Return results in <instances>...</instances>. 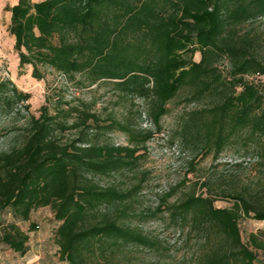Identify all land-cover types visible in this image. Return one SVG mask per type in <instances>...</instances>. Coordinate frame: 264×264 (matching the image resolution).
I'll list each match as a JSON object with an SVG mask.
<instances>
[{
    "label": "trees",
    "instance_id": "1",
    "mask_svg": "<svg viewBox=\"0 0 264 264\" xmlns=\"http://www.w3.org/2000/svg\"><path fill=\"white\" fill-rule=\"evenodd\" d=\"M9 10L21 70L31 66L39 80L43 68L71 79L82 75L87 86L112 80L123 95L146 101L145 112L159 129L168 103L187 89L186 101L206 102L184 115L177 131L183 147L220 155L240 139L253 145L264 166V92L247 79L264 75V61L254 52V38L240 31L244 23L264 18V0H18ZM223 57L230 61L228 75L218 65ZM30 97L11 80L0 82V107L25 104ZM109 118L101 124L97 113L79 110L72 123L81 127L79 135L64 143L56 132L69 126L65 118L59 120L46 105L39 117H30L22 141L0 152V242L24 255L30 235L4 214L28 221L35 210L51 206L59 222L60 258L70 264H89L96 243L154 244L141 228L103 211L141 188L101 186L92 178L136 165L138 146L93 142L90 129L96 125L104 134H135L129 121ZM142 134L144 142L153 136ZM229 194L232 207H218L214 197L196 189L170 205L173 221L205 238L193 264H264V237L251 233L244 240L240 228L242 217L264 220V205L241 192Z\"/></svg>",
    "mask_w": 264,
    "mask_h": 264
},
{
    "label": "rangeland",
    "instance_id": "2",
    "mask_svg": "<svg viewBox=\"0 0 264 264\" xmlns=\"http://www.w3.org/2000/svg\"><path fill=\"white\" fill-rule=\"evenodd\" d=\"M17 1L0 0V82L11 80L31 97L25 104L0 107V152L22 141L28 132L30 117H39L44 105L51 114H57L59 120H67L69 126L56 132L64 143L78 137L81 127H74L72 123L83 109L97 113L101 124L109 123V117L113 116L129 121L135 128L134 135L119 129L104 134L96 127L97 123L90 121L92 127L96 125L90 129L96 133L93 142L138 146L133 169L125 168L111 175H94L92 178L101 186L115 184L122 190L141 184V188L123 204L105 207L103 211H110L120 223L141 228L154 244L111 242V245L101 247L96 243L89 264H193L204 250L205 238L189 225L176 223L170 215V205L193 189L214 197L218 207H232L234 199L229 193L235 192L244 193L250 200L264 205V166L251 143L240 139L233 141L220 155L201 148L183 147L177 131L184 115L206 102L186 101L187 89H182L168 103L169 111L163 116L159 129L145 112L146 101L123 95L112 80L87 86L82 75L71 79L54 69L43 68L44 78L39 80L32 76L31 66L21 70L14 49L15 37L8 30L11 22L9 8ZM240 31L254 38V52L264 61V18L244 23ZM200 59L201 53L197 52L194 60ZM218 65L225 75L229 74L228 57L221 58ZM247 79L259 82L264 92V75H250ZM26 104H29L28 108H25ZM65 110L72 114L65 117L62 112ZM139 110L143 111L142 116ZM146 131H152L153 136L144 142L142 133ZM173 188L174 192L166 196ZM3 219L16 221L29 233L30 239L24 255L0 242V264H70L60 258L56 236L59 222L51 206L35 210L28 221L16 220L8 213ZM31 223L36 225L35 229L31 228ZM240 228L244 240L251 233L264 237V220L242 217ZM259 253L264 260V252Z\"/></svg>",
    "mask_w": 264,
    "mask_h": 264
}]
</instances>
